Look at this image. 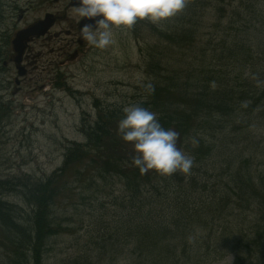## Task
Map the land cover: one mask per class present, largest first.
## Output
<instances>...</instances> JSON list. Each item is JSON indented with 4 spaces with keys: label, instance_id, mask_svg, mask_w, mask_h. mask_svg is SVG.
<instances>
[{
    "label": "rangeland",
    "instance_id": "374dc122",
    "mask_svg": "<svg viewBox=\"0 0 264 264\" xmlns=\"http://www.w3.org/2000/svg\"><path fill=\"white\" fill-rule=\"evenodd\" d=\"M72 1L0 0V180L48 179L63 167L72 145L87 149L85 163L80 165L78 160L70 163L68 189L52 202L51 223L55 234L47 240L43 264H65L83 257L88 258L89 264H108L114 259L121 261L122 253L109 250L107 242L103 243L102 236L107 239V235L98 229L102 218L97 205L106 194L118 196L125 191L121 179L112 176L110 170V175L105 177L100 173L99 169L105 167L106 162L100 157H106L103 149H133L117 134L123 108L147 102L145 85L148 83L154 88L177 85L176 92L170 95L175 105L182 103V92L189 86L201 89L211 84L217 90L218 85L202 74L203 70H210L208 75L215 72V76L226 79L231 75L229 53L224 51L236 33L224 28L233 9L226 8V19L221 23L222 14L216 11L219 0H203L206 2L201 7L188 0L184 11L162 26L139 21L131 30L117 32L115 46L99 51L84 40L79 43L81 18L75 15ZM48 13L55 16L56 23L47 36L28 45L23 59L27 74L20 78L13 63L11 43L17 32L43 20ZM174 26L197 32L193 47L187 42L175 43L174 48L167 45L162 34ZM252 40L261 44L259 69L263 75L264 31L261 36L251 35L250 45ZM195 79L205 84L192 87ZM262 81L264 87V79ZM257 82L251 77L246 87L254 91V87L260 88ZM162 97L166 101L168 94ZM147 108L157 113L152 107ZM259 109L258 114L253 112L245 121L236 117L230 123L228 119L203 131L204 140L216 150L214 153L224 150L240 160L244 158L242 172L257 185L264 179V97ZM235 124L238 131L233 134ZM89 134L92 138L97 136L91 143ZM220 159L214 156L199 166L194 161V166L205 164L204 167H208ZM78 166L82 175L75 179L72 175ZM210 179L216 189L220 179ZM4 199L19 206V214L24 219L30 218L31 209L20 195L6 193ZM237 204L231 202L229 223L222 227L241 224L243 218L235 210ZM258 211L261 212V208L253 199L245 225L249 221L256 222L253 213L259 214ZM231 231H223L221 245L217 246L222 257L218 256L219 261L205 260L209 254L200 253L205 264H235L237 258L242 259L240 264H262L259 252L254 257L248 255L249 235L236 234L233 238ZM229 236L231 238L223 243ZM234 239L236 242L231 243ZM238 241L241 250L235 251ZM0 264H10L2 254Z\"/></svg>",
    "mask_w": 264,
    "mask_h": 264
},
{
    "label": "trees",
    "instance_id": "16d2710c",
    "mask_svg": "<svg viewBox=\"0 0 264 264\" xmlns=\"http://www.w3.org/2000/svg\"><path fill=\"white\" fill-rule=\"evenodd\" d=\"M192 1L198 7L206 2ZM230 2L232 4L229 6ZM229 7L233 10L230 11L231 18L224 30L229 28L236 35L231 44L225 47L224 53H229V73L233 76L229 75L226 79L215 76V72L208 75L210 70H203L202 77H209L208 81L218 85L217 90L211 84L201 89L188 85V89L182 92V103L175 105L170 95L176 92L177 85H164L155 87L150 94L147 92V102L141 104L157 111L165 128L179 132L178 147L191 155L198 166L214 156L221 159L208 167H204L205 164L196 167L195 164L189 174L178 172L166 177L155 171L142 174L132 165V158L136 155L134 149H103L106 157L100 158L106 162L105 167L99 169L100 173L105 177L110 175V170L112 176L121 179L125 191L118 196L106 194L99 199L100 202L103 199V202L97 205L102 218L98 229L107 235V239L102 236L103 243L107 242L109 250L122 253L121 261L114 259L108 264H205V260L219 261L222 257L219 256L217 246L221 245L223 231L227 230H232L233 238L236 234H248L251 238L250 245L246 247L249 249L248 255L254 257L259 252L260 263L263 264L264 179H260L257 185L249 175L242 172L244 158L240 160L224 150L223 153H214L216 150H212L205 142L203 133L209 131L213 124H221L228 119L230 123L236 117L245 121L252 117L253 112L258 114L261 97H264V73L262 75L259 69L262 60L261 44L252 40L250 45L251 35L261 36L264 31V0H219L216 11L222 14L221 23L226 19L224 14ZM162 35L166 37L167 45L173 48L176 47L175 43L181 42H187L193 47V38L197 32L191 33L186 28L178 29L174 26ZM251 77L256 78L260 85V88L254 87V91L246 87ZM204 84L200 79H195L192 87ZM165 94L168 97L163 101L162 95ZM232 127L234 134L238 128L236 124ZM87 137L91 143L97 136L92 138L89 134ZM72 146L63 167L48 179L32 181L26 178L27 181L19 182L16 178L0 180V254L10 264H43L47 240L55 234L51 223L52 202L68 189L67 170L70 163L78 160L82 165L86 162L88 150H81L76 144ZM81 175L78 166L72 176L77 179ZM211 177H216V181L220 179L216 189ZM6 193L22 197L31 209L30 218L24 219L19 214V206L4 199ZM253 199L263 215L260 211L259 214L252 212L256 222L252 224L249 221L245 225ZM231 202H238L235 210L243 219L241 224L222 227L229 223L227 215L233 210ZM230 238H226L223 243ZM234 242L235 239L231 243ZM234 249L241 250L239 241ZM201 252L204 255L208 253V259L202 260ZM241 260L237 258L235 264H240ZM89 263L88 258L83 257L73 258L65 264Z\"/></svg>",
    "mask_w": 264,
    "mask_h": 264
},
{
    "label": "clouds",
    "instance_id": "9594fccd",
    "mask_svg": "<svg viewBox=\"0 0 264 264\" xmlns=\"http://www.w3.org/2000/svg\"><path fill=\"white\" fill-rule=\"evenodd\" d=\"M187 4L188 0H76L74 13L88 21L81 26V38L93 49L105 51L117 44L118 31H129L145 20L162 26L181 14ZM145 88L149 94L154 91L151 83ZM123 114L117 134L133 146L132 165L142 174L155 171L167 177L191 172L194 158L178 147L179 132L165 128L156 112L131 104L123 108Z\"/></svg>",
    "mask_w": 264,
    "mask_h": 264
},
{
    "label": "water",
    "instance_id": "95a60500",
    "mask_svg": "<svg viewBox=\"0 0 264 264\" xmlns=\"http://www.w3.org/2000/svg\"><path fill=\"white\" fill-rule=\"evenodd\" d=\"M53 23H54V21L51 19V16L48 15V16H46L45 21L39 22V23L29 27L28 29L20 31L16 35L12 44H13L14 52L17 55L14 62L18 66L20 65V63L22 61L23 53L26 49V44L33 37H41V36L45 35L49 31V29L52 27ZM84 23H88V21H82L80 23V28H81V26H83ZM18 69H19V75L23 76L25 73L23 68L18 67Z\"/></svg>",
    "mask_w": 264,
    "mask_h": 264
}]
</instances>
